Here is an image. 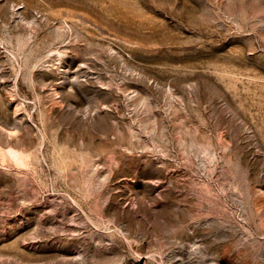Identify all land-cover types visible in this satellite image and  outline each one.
<instances>
[{
    "label": "rangeland",
    "instance_id": "1",
    "mask_svg": "<svg viewBox=\"0 0 264 264\" xmlns=\"http://www.w3.org/2000/svg\"><path fill=\"white\" fill-rule=\"evenodd\" d=\"M0 264H264V0H0Z\"/></svg>",
    "mask_w": 264,
    "mask_h": 264
}]
</instances>
